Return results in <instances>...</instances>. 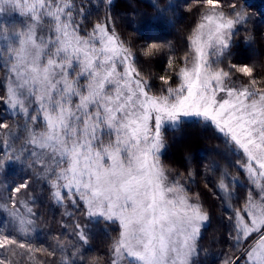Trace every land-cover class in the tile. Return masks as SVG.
<instances>
[{
    "label": "snow or ice",
    "instance_id": "snow-or-ice-1",
    "mask_svg": "<svg viewBox=\"0 0 264 264\" xmlns=\"http://www.w3.org/2000/svg\"><path fill=\"white\" fill-rule=\"evenodd\" d=\"M0 264H264V10L0 0Z\"/></svg>",
    "mask_w": 264,
    "mask_h": 264
},
{
    "label": "trees",
    "instance_id": "trees-1",
    "mask_svg": "<svg viewBox=\"0 0 264 264\" xmlns=\"http://www.w3.org/2000/svg\"><path fill=\"white\" fill-rule=\"evenodd\" d=\"M145 3L148 2V0H144ZM251 4L254 5V8L257 10H264V0H249Z\"/></svg>",
    "mask_w": 264,
    "mask_h": 264
}]
</instances>
